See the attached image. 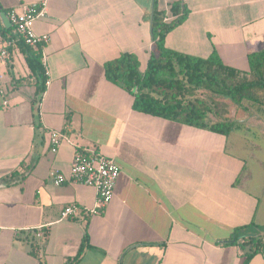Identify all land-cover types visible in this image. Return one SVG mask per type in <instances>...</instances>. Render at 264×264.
Instances as JSON below:
<instances>
[{"label":"crops","instance_id":"0c3cea01","mask_svg":"<svg viewBox=\"0 0 264 264\" xmlns=\"http://www.w3.org/2000/svg\"><path fill=\"white\" fill-rule=\"evenodd\" d=\"M42 1L46 14L34 30L49 40L28 47L39 50L49 84L39 92L22 43L0 61V179L27 172L0 183V264H65L84 237L90 246L78 264H243L244 248L227 241L238 227L242 237L264 225V176L256 181L264 151H250L264 148L245 140L242 124L224 136L138 112L132 93L104 76V63L124 52L144 70L154 0H0L4 35L14 31L9 9ZM156 1L167 10L179 0ZM181 1L187 16L165 46L197 57L215 50L248 71V54L264 49V0ZM65 125L69 141L50 152L47 129ZM75 147L114 159L120 174L98 213L61 219L63 207L90 208L96 199L91 186L49 176L68 175ZM249 264H264V250Z\"/></svg>","mask_w":264,"mask_h":264},{"label":"trees","instance_id":"16d2710c","mask_svg":"<svg viewBox=\"0 0 264 264\" xmlns=\"http://www.w3.org/2000/svg\"><path fill=\"white\" fill-rule=\"evenodd\" d=\"M187 13L188 9L181 0L171 3L167 10L160 9L154 0L150 17L153 49L144 70H140L135 54L124 52L104 63V76L132 93V108L138 112L226 136L237 124L220 116L216 103L204 104L196 98L186 97L193 96L196 90H206L212 95L230 99L237 106L243 100L258 102L259 93L264 92V49L249 53V70L241 71L224 64L215 50L207 57H197L167 48L164 42L166 35L185 20ZM25 47L29 53L26 57L28 66L41 76L39 92H42L45 75L41 54L39 50ZM208 114H215L217 120L209 121ZM26 173L15 171L1 178L0 183L15 184ZM242 228H236L227 242H239V246L245 250L243 264H249L255 254L264 250V235L240 237ZM239 238L242 240L238 241ZM89 246L84 237L76 255L65 264H78Z\"/></svg>","mask_w":264,"mask_h":264},{"label":"built area","instance_id":"2783aa9c","mask_svg":"<svg viewBox=\"0 0 264 264\" xmlns=\"http://www.w3.org/2000/svg\"><path fill=\"white\" fill-rule=\"evenodd\" d=\"M46 2L22 5L21 8H11L7 11L8 19L13 27V35L6 37L0 24V61L8 58V47L16 43H22L29 47H41L49 40L47 34H37L34 30L36 19L45 16ZM166 19V18H165ZM44 75L49 72L45 69ZM49 84L46 78L44 85ZM1 103L7 104L5 92L0 89ZM71 130L68 125L63 129L48 128L49 150L57 152L62 142L69 141L67 132ZM120 174V166L112 158L105 157L94 149L75 147L68 175L52 170L50 178L55 184H61L66 180L74 183L91 186L95 189L96 199L90 208L80 207L76 204L67 205L60 211V218L74 217L82 213L96 214L111 200L115 182ZM264 240V238H263Z\"/></svg>","mask_w":264,"mask_h":264},{"label":"rangeland","instance_id":"374dc122","mask_svg":"<svg viewBox=\"0 0 264 264\" xmlns=\"http://www.w3.org/2000/svg\"><path fill=\"white\" fill-rule=\"evenodd\" d=\"M181 50H184L181 48ZM176 51V50H174ZM144 62V61H143ZM141 69H144V63L141 65ZM188 99H198L204 104H212L216 103L217 111L220 116L233 120L235 124L239 126V124H242V130L241 132L243 134L249 135V139L245 138V140L249 141L250 144L260 143L259 146H262L264 148V138L261 136L262 133H260V130H264V92L261 91L259 93V101L253 102L248 100H243L240 106L235 105L231 102L230 99H224L220 96H215L209 93L206 90H196L193 93V96L186 97ZM207 118L209 121L215 122L217 120V117L215 114H208ZM237 127V126H236ZM246 129H251V131H247ZM255 129L258 131H255ZM254 130V131H253ZM261 134V135H259ZM250 151H257V152H263L264 150H258V149H252ZM249 150H241L240 153H247L250 152ZM261 162H264V154L261 155ZM250 166L259 167L257 162H250ZM263 174H257L256 175V181L258 183L263 182V180H260L261 177H263ZM259 177V179H258ZM254 234H264V225L258 226L255 229L252 230Z\"/></svg>","mask_w":264,"mask_h":264},{"label":"water","instance_id":"95a60500","mask_svg":"<svg viewBox=\"0 0 264 264\" xmlns=\"http://www.w3.org/2000/svg\"><path fill=\"white\" fill-rule=\"evenodd\" d=\"M3 14V13H2ZM2 16V15H1ZM3 19V18H2Z\"/></svg>","mask_w":264,"mask_h":264}]
</instances>
